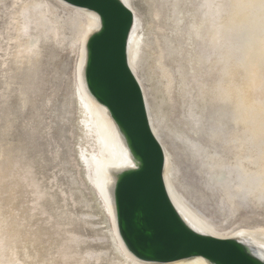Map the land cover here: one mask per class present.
<instances>
[{
    "label": "bare ground",
    "instance_id": "6f19581e",
    "mask_svg": "<svg viewBox=\"0 0 264 264\" xmlns=\"http://www.w3.org/2000/svg\"><path fill=\"white\" fill-rule=\"evenodd\" d=\"M119 1L174 209L264 264V4ZM99 23L61 0H0V264H157L135 258L116 226L115 175L135 162L85 87Z\"/></svg>",
    "mask_w": 264,
    "mask_h": 264
},
{
    "label": "water",
    "instance_id": "95a60500",
    "mask_svg": "<svg viewBox=\"0 0 264 264\" xmlns=\"http://www.w3.org/2000/svg\"><path fill=\"white\" fill-rule=\"evenodd\" d=\"M99 17L86 44L84 82L122 133L135 167L115 176L112 197L118 234L138 260L168 263L202 257L211 264H260L238 243L200 236L174 209L163 182L164 154L153 135L141 89L127 61L133 15L119 0H61Z\"/></svg>",
    "mask_w": 264,
    "mask_h": 264
},
{
    "label": "rangeland",
    "instance_id": "374dc122",
    "mask_svg": "<svg viewBox=\"0 0 264 264\" xmlns=\"http://www.w3.org/2000/svg\"><path fill=\"white\" fill-rule=\"evenodd\" d=\"M140 23H141V28L144 29L145 26H144V22H143V20L140 21ZM142 24H143V25H142ZM180 163H181V161H180ZM180 163H179V167H180L181 170H183V171H182L183 174H185V175L188 176V177L190 176L191 179H192L193 176L191 175V173H192L191 170H190V169H186V166H185V167L182 166L183 164L186 165L185 163H183V164L181 163L182 165H181ZM180 165H181V166H180ZM184 172H185V173H184ZM190 172H191V173H190ZM191 179L189 178L188 182H191Z\"/></svg>",
    "mask_w": 264,
    "mask_h": 264
},
{
    "label": "snow or ice",
    "instance_id": "6c2138e0",
    "mask_svg": "<svg viewBox=\"0 0 264 264\" xmlns=\"http://www.w3.org/2000/svg\"><path fill=\"white\" fill-rule=\"evenodd\" d=\"M261 4H264V0H261Z\"/></svg>",
    "mask_w": 264,
    "mask_h": 264
}]
</instances>
